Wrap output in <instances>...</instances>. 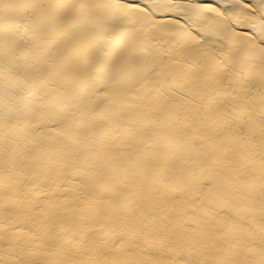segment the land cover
I'll return each instance as SVG.
<instances>
[{"label": "bare ground", "instance_id": "1", "mask_svg": "<svg viewBox=\"0 0 264 264\" xmlns=\"http://www.w3.org/2000/svg\"><path fill=\"white\" fill-rule=\"evenodd\" d=\"M0 264H264V0H0Z\"/></svg>", "mask_w": 264, "mask_h": 264}]
</instances>
